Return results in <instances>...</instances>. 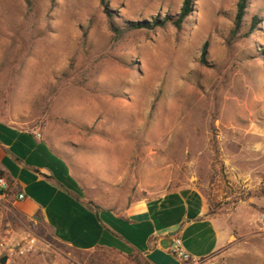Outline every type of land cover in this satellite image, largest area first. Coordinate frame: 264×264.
<instances>
[{
	"label": "rangeland",
	"instance_id": "1",
	"mask_svg": "<svg viewBox=\"0 0 264 264\" xmlns=\"http://www.w3.org/2000/svg\"><path fill=\"white\" fill-rule=\"evenodd\" d=\"M237 2L195 0L181 33L167 23L118 36L101 0H0V119L39 132L101 208L199 189L225 238L196 264H264V0H249L252 34L229 42ZM108 3L125 27L176 17L183 0ZM3 256L135 264L118 249L75 251L10 198Z\"/></svg>",
	"mask_w": 264,
	"mask_h": 264
},
{
	"label": "crops",
	"instance_id": "2",
	"mask_svg": "<svg viewBox=\"0 0 264 264\" xmlns=\"http://www.w3.org/2000/svg\"><path fill=\"white\" fill-rule=\"evenodd\" d=\"M0 177L7 183L0 185V201L11 181L10 191L18 186L23 195L9 196L21 212L48 225L72 247L139 250L151 264H196L222 250L224 231L199 189L180 187L136 200L122 211L102 207L96 212L83 202L84 188L70 163L39 132L1 119ZM176 238L190 254L189 261L173 253Z\"/></svg>",
	"mask_w": 264,
	"mask_h": 264
},
{
	"label": "trees",
	"instance_id": "3",
	"mask_svg": "<svg viewBox=\"0 0 264 264\" xmlns=\"http://www.w3.org/2000/svg\"><path fill=\"white\" fill-rule=\"evenodd\" d=\"M194 1L195 0H183V4L181 6V9L179 13L176 15V17H170L165 16L163 18L161 17H155L152 20H143V21H127L125 27H120L116 24V18L117 13L113 12L111 8L109 7L108 0H101V3L103 5L105 13L108 15L109 18V27L111 31L121 36L124 32L136 30V29H154L156 27H163L167 23H171L176 29L178 33H181L184 29L185 23L187 22L188 18L192 15V12L194 10ZM29 2V5H31V2ZM249 7V0H238L237 2V9L234 17V25L232 29L230 30L228 41L231 42L234 39H237L239 36H242V30L249 25L248 30L245 32L243 36L248 37L252 34V32L255 30L257 25L260 22V19L257 15H255L251 21L250 24H248L246 15L247 10ZM208 44L209 42L206 41L203 45L202 52H201V61H206V54L208 50ZM12 185V182H9V187L5 190L6 198L8 199L11 194H16V196L19 197L20 195V188L16 186L14 188V191H10V186ZM76 199L80 200V197L76 194H73ZM83 202L91 209L98 212L101 207L98 206L93 200L87 199L83 200ZM210 212V211H209ZM211 214V212H210ZM70 246V245H69ZM75 251L80 253H88L90 250L80 249L76 247H72ZM105 250V249H114V248H108L104 246H97L94 248V250ZM128 256L132 259V261L135 262V264H151L149 260L144 256V254L139 250H134L130 253H128Z\"/></svg>",
	"mask_w": 264,
	"mask_h": 264
},
{
	"label": "built area",
	"instance_id": "4",
	"mask_svg": "<svg viewBox=\"0 0 264 264\" xmlns=\"http://www.w3.org/2000/svg\"><path fill=\"white\" fill-rule=\"evenodd\" d=\"M0 185L3 187H5L7 185V183L3 177H0ZM19 198H23V195L20 194ZM172 251L175 255H177L179 258H181L184 261H189L191 259L190 254L185 249L184 244L180 238L175 239V243H174V247H173Z\"/></svg>",
	"mask_w": 264,
	"mask_h": 264
},
{
	"label": "water",
	"instance_id": "5",
	"mask_svg": "<svg viewBox=\"0 0 264 264\" xmlns=\"http://www.w3.org/2000/svg\"><path fill=\"white\" fill-rule=\"evenodd\" d=\"M8 259V256H3L1 259H0V262L1 263H5V261Z\"/></svg>",
	"mask_w": 264,
	"mask_h": 264
}]
</instances>
